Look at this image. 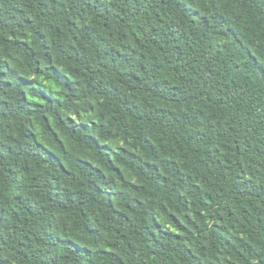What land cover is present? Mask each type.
I'll list each match as a JSON object with an SVG mask.
<instances>
[{"label": "trees", "instance_id": "obj_1", "mask_svg": "<svg viewBox=\"0 0 264 264\" xmlns=\"http://www.w3.org/2000/svg\"><path fill=\"white\" fill-rule=\"evenodd\" d=\"M0 264H264V0H0Z\"/></svg>", "mask_w": 264, "mask_h": 264}]
</instances>
